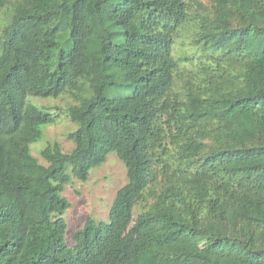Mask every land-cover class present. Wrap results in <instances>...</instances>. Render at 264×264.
<instances>
[{
  "label": "trees",
  "instance_id": "16d2710c",
  "mask_svg": "<svg viewBox=\"0 0 264 264\" xmlns=\"http://www.w3.org/2000/svg\"><path fill=\"white\" fill-rule=\"evenodd\" d=\"M62 95L43 165L27 98ZM111 152L126 182L68 244L62 192ZM0 264H264V0H0Z\"/></svg>",
  "mask_w": 264,
  "mask_h": 264
},
{
  "label": "rangeland",
  "instance_id": "374dc122",
  "mask_svg": "<svg viewBox=\"0 0 264 264\" xmlns=\"http://www.w3.org/2000/svg\"><path fill=\"white\" fill-rule=\"evenodd\" d=\"M182 41L176 43L177 48ZM183 50L190 51L187 43H183ZM181 50L182 52H184ZM186 51V52H187ZM27 101L38 106H46L48 112L55 116V122L40 126L41 136L30 144L31 155L41 164H47L40 155V150L48 144L58 143L65 152L73 148V143L67 134L77 128L66 116V108L73 101L66 95L58 98H42L29 96ZM126 182L125 168L114 152L108 154L106 161L93 168L85 181L74 177L68 183L62 194L70 203V207L62 218L68 225L66 240L72 243V234L80 229L87 217L96 220H107L108 211L117 190Z\"/></svg>",
  "mask_w": 264,
  "mask_h": 264
}]
</instances>
